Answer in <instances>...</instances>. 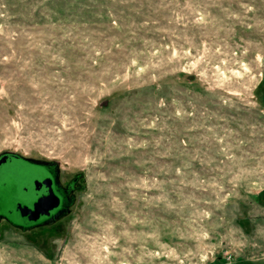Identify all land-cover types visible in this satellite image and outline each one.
Wrapping results in <instances>:
<instances>
[{
    "label": "rangeland",
    "instance_id": "1",
    "mask_svg": "<svg viewBox=\"0 0 264 264\" xmlns=\"http://www.w3.org/2000/svg\"><path fill=\"white\" fill-rule=\"evenodd\" d=\"M10 151L79 180L0 264H264V0H0Z\"/></svg>",
    "mask_w": 264,
    "mask_h": 264
},
{
    "label": "flooded vegetation",
    "instance_id": "2",
    "mask_svg": "<svg viewBox=\"0 0 264 264\" xmlns=\"http://www.w3.org/2000/svg\"><path fill=\"white\" fill-rule=\"evenodd\" d=\"M78 180L62 182L54 161L29 159L11 151L0 154V222L17 231L30 232L63 220L74 204ZM37 201L45 204L36 216L29 219L28 214L20 215L19 207L32 210ZM55 202L58 206L49 209Z\"/></svg>",
    "mask_w": 264,
    "mask_h": 264
},
{
    "label": "water",
    "instance_id": "3",
    "mask_svg": "<svg viewBox=\"0 0 264 264\" xmlns=\"http://www.w3.org/2000/svg\"><path fill=\"white\" fill-rule=\"evenodd\" d=\"M192 77H188L189 80H191ZM50 199V198H49ZM49 203V201H48ZM44 204L45 202L44 201H37L35 204H34V207L32 210L28 209V207H24V208H20L19 212H20V215L21 216H24L25 214H28V217L30 219V217L33 215V216H36L35 213H37L38 211L37 210H40L41 208H44ZM58 206V203L55 202V204L53 205H49V209H53L55 207ZM34 218V217H33ZM37 217L34 218V220H36ZM45 224V223H44Z\"/></svg>",
    "mask_w": 264,
    "mask_h": 264
}]
</instances>
